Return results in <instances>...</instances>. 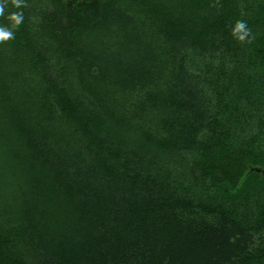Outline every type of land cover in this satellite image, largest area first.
Instances as JSON below:
<instances>
[{"label": "trees", "instance_id": "1", "mask_svg": "<svg viewBox=\"0 0 264 264\" xmlns=\"http://www.w3.org/2000/svg\"><path fill=\"white\" fill-rule=\"evenodd\" d=\"M0 3V264H264V0Z\"/></svg>", "mask_w": 264, "mask_h": 264}, {"label": "clouds", "instance_id": "2", "mask_svg": "<svg viewBox=\"0 0 264 264\" xmlns=\"http://www.w3.org/2000/svg\"><path fill=\"white\" fill-rule=\"evenodd\" d=\"M13 5L16 8L23 7V0H12ZM4 14V4L0 3V15ZM8 19L11 21V28L0 27V42L7 41L12 39L14 36V32L12 29L17 28L23 21V13L15 12L9 15ZM233 36H235L239 41H244L248 36L249 32L246 28L244 22L239 21L236 23L233 32Z\"/></svg>", "mask_w": 264, "mask_h": 264}, {"label": "rangeland", "instance_id": "3", "mask_svg": "<svg viewBox=\"0 0 264 264\" xmlns=\"http://www.w3.org/2000/svg\"><path fill=\"white\" fill-rule=\"evenodd\" d=\"M253 169H258V170L260 169V171H258V172H260L259 174L264 175V167H256V168L250 167V168H249V173L247 174L246 178L251 174V172H252ZM245 181H246V180L242 181V184H241L240 188L243 186V183H244Z\"/></svg>", "mask_w": 264, "mask_h": 264}]
</instances>
